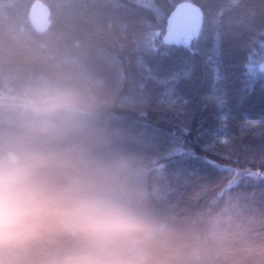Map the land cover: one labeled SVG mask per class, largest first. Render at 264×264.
I'll list each match as a JSON object with an SVG mask.
<instances>
[{
  "label": "clouds",
  "instance_id": "9594fccd",
  "mask_svg": "<svg viewBox=\"0 0 264 264\" xmlns=\"http://www.w3.org/2000/svg\"><path fill=\"white\" fill-rule=\"evenodd\" d=\"M122 81L0 21V264H233L237 241L154 207L163 165L121 115Z\"/></svg>",
  "mask_w": 264,
  "mask_h": 264
},
{
  "label": "trees",
  "instance_id": "16d2710c",
  "mask_svg": "<svg viewBox=\"0 0 264 264\" xmlns=\"http://www.w3.org/2000/svg\"><path fill=\"white\" fill-rule=\"evenodd\" d=\"M181 5L200 10L199 34L166 42ZM3 20L55 32L122 74L133 106L121 115L163 165L154 207L193 237L237 241L233 264H264V73L246 67L263 50L264 0H0Z\"/></svg>",
  "mask_w": 264,
  "mask_h": 264
},
{
  "label": "snow or ice",
  "instance_id": "6c2138e0",
  "mask_svg": "<svg viewBox=\"0 0 264 264\" xmlns=\"http://www.w3.org/2000/svg\"><path fill=\"white\" fill-rule=\"evenodd\" d=\"M140 2L145 7H151L153 4V0H140ZM184 5H181L180 8L176 10V12L173 14L172 19L170 20V27L169 32L170 36L169 38H166V42H170L171 39V33L174 31V29L178 32H180L186 42L191 41L199 34V25L201 22V15L199 9H192V12L194 13V16L191 18L185 16L184 14ZM259 47L261 49H264V41L259 42ZM255 56V51L249 56V63L246 65L248 68V75L250 78H252V60ZM260 70L264 72V60H262L259 64ZM217 79H219V73H217ZM166 95H170V93H166ZM250 175L253 176H261V174L258 173H250Z\"/></svg>",
  "mask_w": 264,
  "mask_h": 264
},
{
  "label": "rangeland",
  "instance_id": "374dc122",
  "mask_svg": "<svg viewBox=\"0 0 264 264\" xmlns=\"http://www.w3.org/2000/svg\"><path fill=\"white\" fill-rule=\"evenodd\" d=\"M192 9H196V8L195 7H188V5H185V7H184L185 16H187L189 18L194 16ZM33 20H34L35 24L39 27L43 28L46 26V24L48 22V14H47V10H46L44 5L39 4V3L34 5ZM200 24H201V22H200ZM199 27H200V25H199ZM180 35H182V34L178 31H176L175 29L171 33L172 37H179ZM262 60H264V49L259 51L258 54H256V57H254V59L252 61V71L254 73L260 74L262 72L260 70V67H259V64Z\"/></svg>",
  "mask_w": 264,
  "mask_h": 264
}]
</instances>
